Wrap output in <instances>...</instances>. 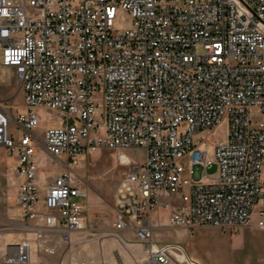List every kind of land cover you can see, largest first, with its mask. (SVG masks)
<instances>
[{
    "label": "built area",
    "instance_id": "2783aa9c",
    "mask_svg": "<svg viewBox=\"0 0 264 264\" xmlns=\"http://www.w3.org/2000/svg\"><path fill=\"white\" fill-rule=\"evenodd\" d=\"M1 67L25 110L0 99V157L15 154L18 226L34 239L6 245L0 264L74 243L88 208L80 162L102 148L127 166L109 234L127 247L133 236L137 264H199L154 238L161 211L191 233L237 232L253 215L264 230V0H0ZM38 108L58 121L41 139ZM224 121L212 160L204 134ZM134 148L140 163L124 156ZM38 153L56 168L43 184Z\"/></svg>",
    "mask_w": 264,
    "mask_h": 264
},
{
    "label": "rangeland",
    "instance_id": "374dc122",
    "mask_svg": "<svg viewBox=\"0 0 264 264\" xmlns=\"http://www.w3.org/2000/svg\"><path fill=\"white\" fill-rule=\"evenodd\" d=\"M117 20L116 28L118 29L126 27L130 23L126 11H119ZM0 99L13 105L14 109L12 110L14 112L19 113L25 110L23 93L16 84L13 71L6 67L0 68ZM38 112L40 122L36 131L38 137L41 139L43 131L50 126H56L58 121L54 116L49 117L43 108H38ZM10 131L16 134V136L19 134L14 124L11 125ZM20 132H22L21 129ZM226 135L227 124L225 121L210 133L204 134L203 146L207 148L210 159L214 160L213 146L216 143L225 141ZM124 152L129 158L139 163L143 161L145 156L144 150L141 148L126 149ZM37 160L40 165L41 181L43 184V176L47 175L49 177L55 172L56 168H50L47 158L42 153H38ZM15 164V154L2 149L0 157L1 246L12 244L20 239H34L33 234L20 231L18 226L19 219L16 214L15 189L19 181L14 175ZM126 170L127 166L117 161L115 151L107 148L92 152L81 160L78 171L86 179L89 187L85 227L77 232L74 243L69 247L59 242L56 243L55 253L47 259L51 264L59 262L64 256L69 259L70 264H75V262L88 259L91 256L103 259V248L106 249L108 258L115 264H137L139 262L140 254L134 253L132 257L128 256L127 246L123 244L121 239L116 235L109 234L114 220L115 189ZM207 172L215 173L216 164L213 163L208 167ZM175 203H177V200H175ZM166 217V211L162 212L158 217L160 227L155 229V239L157 241L167 240L169 233L176 235L174 228H182L168 227ZM152 218H157V214L153 213ZM205 227L215 230L194 233L191 239L206 261L225 264H247L252 262L256 256L258 244L243 242L242 237L234 232L222 231L213 226ZM55 239L59 241L58 237H55ZM129 240V247L131 249L136 252L142 251L140 244L134 240L132 235L129 236ZM181 244L185 247L183 243ZM2 253L3 248L1 247L0 258ZM37 255L41 256V253L37 252ZM103 264L107 263L104 262Z\"/></svg>",
    "mask_w": 264,
    "mask_h": 264
},
{
    "label": "crops",
    "instance_id": "0c3cea01",
    "mask_svg": "<svg viewBox=\"0 0 264 264\" xmlns=\"http://www.w3.org/2000/svg\"><path fill=\"white\" fill-rule=\"evenodd\" d=\"M9 69H11V68H9ZM15 195H16V189H15ZM176 200H177V202H179V200L177 198H176ZM162 212H164V211H161L160 214ZM166 214H168L167 210H166ZM255 222H256V216L253 215L252 218L250 219V221L246 225L240 227L238 229V231L234 232V233H237L240 237H242L243 242L246 241V242L251 243V244H258V251H257L256 256L253 258L252 262L247 263V264H264V230L257 228L255 226ZM174 229H175L176 235L169 233L168 239L165 240V242H173V243H177V244L181 245L183 247L184 251L186 252V254L190 258L196 260L199 264H225V263H221V262H208V261H206L205 258L202 256L201 252L199 251V249L195 246V243L191 239V236L194 233L202 232L205 230H215V229H210L207 227H199V228L194 229L192 233L189 232L185 228H180V229L174 228ZM154 236L156 238L155 234H154ZM158 241H160V240H158ZM180 242L183 243L186 248ZM1 247L3 248V253H2V255H3L5 252L6 245L5 246L0 245V248ZM103 250H104L103 259L101 257L97 258V256L96 257L91 256L90 258L84 259V260L90 261L91 264H103L104 262L107 264H115L110 258H108L106 249L103 248ZM37 252H40V251L33 248L30 264H51L47 259L52 254H46V253L40 252L41 253V256H40V255H37ZM54 264H70V261H69V259H67L64 256L60 259L59 262L54 263Z\"/></svg>",
    "mask_w": 264,
    "mask_h": 264
},
{
    "label": "bare ground",
    "instance_id": "6f19581e",
    "mask_svg": "<svg viewBox=\"0 0 264 264\" xmlns=\"http://www.w3.org/2000/svg\"><path fill=\"white\" fill-rule=\"evenodd\" d=\"M124 156H125L126 158H128V156H127L126 154H125ZM82 228H84V227H82ZM154 238H155V236H154ZM140 246H141V245H140ZM124 247H126V246H124ZM141 248H142V247H141ZM127 249H128V250H127ZM126 250L128 251V252H127V253H128L127 255L130 256V257H132V255L134 254L133 251H132L133 249H131V248L128 246V247L126 248ZM135 252H136V251H135ZM131 253H132V254H131ZM135 254H140V252H136ZM121 264H122V263H121Z\"/></svg>",
    "mask_w": 264,
    "mask_h": 264
}]
</instances>
